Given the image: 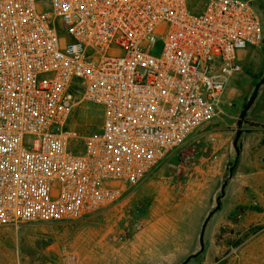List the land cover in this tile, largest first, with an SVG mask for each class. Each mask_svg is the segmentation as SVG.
Returning <instances> with one entry per match:
<instances>
[{
	"label": "built area",
	"instance_id": "2783aa9c",
	"mask_svg": "<svg viewBox=\"0 0 264 264\" xmlns=\"http://www.w3.org/2000/svg\"><path fill=\"white\" fill-rule=\"evenodd\" d=\"M254 1L0 0V227L115 205L218 116L263 37ZM76 100L96 129L70 127Z\"/></svg>",
	"mask_w": 264,
	"mask_h": 264
},
{
	"label": "rangeland",
	"instance_id": "374dc122",
	"mask_svg": "<svg viewBox=\"0 0 264 264\" xmlns=\"http://www.w3.org/2000/svg\"><path fill=\"white\" fill-rule=\"evenodd\" d=\"M256 2L263 37L240 53L242 70L222 94L218 116L139 183L124 185L115 205L71 221L0 227V264H182L199 251L201 226L232 166L221 206L206 223L204 249L185 264H264V1ZM159 51L156 44L152 53ZM71 113L79 134L101 123L85 101L76 100Z\"/></svg>",
	"mask_w": 264,
	"mask_h": 264
},
{
	"label": "water",
	"instance_id": "95a60500",
	"mask_svg": "<svg viewBox=\"0 0 264 264\" xmlns=\"http://www.w3.org/2000/svg\"><path fill=\"white\" fill-rule=\"evenodd\" d=\"M263 81H264V75H263V77H262V79H261V82H263ZM259 85H260V83H258V84L255 86V88H254V90H253V93H252V96H251V98H250V100H249V102H248L247 107H249V105L252 103L253 99L255 98ZM239 136H240V131L237 130V131H236V135H235V137H234V139H233V142H232V146H233V148H234V150H235V152H236L237 155H238V153H239V150H238V148H237V142H238ZM232 170H233V166L229 168V177H228L227 179H225V180L223 181L222 185H221V188H220V195H219V196L217 197V199H216V206H215V208H214V209H213V210L207 215L206 219L204 220V222H203V224H202V226H201V230H200V234H199V246H200V249H199V251H198L197 253L193 254L191 257H195L197 254L201 253V252L203 251V249H204L203 235H204V229H205L206 223H207V221L209 220V218H210V216L212 215V213H213L214 211H216V210L220 207V202H219V201H220V198L223 197V195H224V189H225V186H226L228 180H229L230 177H231ZM189 259H190V257H188V258L185 260V262H183L182 264H185L186 262H188Z\"/></svg>",
	"mask_w": 264,
	"mask_h": 264
},
{
	"label": "crops",
	"instance_id": "0c3cea01",
	"mask_svg": "<svg viewBox=\"0 0 264 264\" xmlns=\"http://www.w3.org/2000/svg\"><path fill=\"white\" fill-rule=\"evenodd\" d=\"M239 137H240V136H239ZM238 140H239V139H238ZM238 154H239V153H238ZM245 176H246V177H245V180H246V181H248V180L251 179V175H245ZM226 185H227V184H226ZM225 187H226V186H225ZM217 197H218V196H217ZM217 197L215 198V201H216ZM223 197H224V195H223ZM223 197L220 198V201H221V199H222ZM220 206H221V202H220ZM216 211H217V210H216ZM214 212H215V211H214ZM214 212H213V213H214ZM213 213H212V214H213ZM211 216H212V215H211ZM211 216H210V217H211ZM209 219H210V218H209ZM207 222H208V221H207ZM219 226H220V221H219V225H218L217 227L214 228V230H213L214 233H215V231L219 228ZM193 252H194V250L192 251V253H193Z\"/></svg>",
	"mask_w": 264,
	"mask_h": 264
},
{
	"label": "trees",
	"instance_id": "16d2710c",
	"mask_svg": "<svg viewBox=\"0 0 264 264\" xmlns=\"http://www.w3.org/2000/svg\"><path fill=\"white\" fill-rule=\"evenodd\" d=\"M257 2L256 1H254L253 2V4H254V6L258 9V11H260L259 10V8H258V5L256 4ZM91 105V104H90ZM92 107H94L98 112H99V115H100V120H101V111L97 108V107H95L94 105H91ZM97 128V127H96ZM96 128H91L90 130H88L87 132H89V131H91V130H94V129H96ZM87 132H85V133H87ZM220 202V201H219ZM220 208V207H219ZM219 208L217 209V210H219ZM190 258H192L191 256H190Z\"/></svg>",
	"mask_w": 264,
	"mask_h": 264
}]
</instances>
